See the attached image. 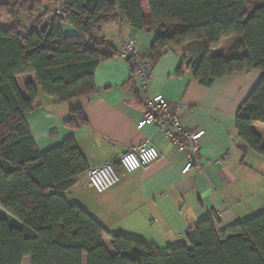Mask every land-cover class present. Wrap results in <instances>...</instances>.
<instances>
[{
    "label": "trees",
    "instance_id": "trees-1",
    "mask_svg": "<svg viewBox=\"0 0 264 264\" xmlns=\"http://www.w3.org/2000/svg\"><path fill=\"white\" fill-rule=\"evenodd\" d=\"M251 1L262 3L248 16ZM57 2L60 14L47 34L42 24L51 7L40 0H0V9L14 18L11 26H0V264H22L27 257L30 264H264V212L221 237L208 218L188 229L184 246L159 251L115 235L108 251L101 242L104 227L66 198L74 179L88 171L76 143L68 140L40 153L25 118L36 105L38 88L59 103L92 97L96 68L118 53L105 43L91 44L92 33L119 17L133 30L154 31L156 41L145 57L151 68L167 51L184 48L195 58L183 59L177 74L187 67L202 87L259 71V81L235 115V129L243 153L264 156V0H146L150 24L138 0ZM20 15L29 27L17 21ZM64 23L79 37L64 39ZM229 37L236 40L226 55L209 53ZM127 62L136 81L135 66ZM31 73L36 86L27 83L24 97L15 77ZM66 125H87L81 108L71 109Z\"/></svg>",
    "mask_w": 264,
    "mask_h": 264
},
{
    "label": "crops",
    "instance_id": "crops-1",
    "mask_svg": "<svg viewBox=\"0 0 264 264\" xmlns=\"http://www.w3.org/2000/svg\"><path fill=\"white\" fill-rule=\"evenodd\" d=\"M145 21L151 17L146 0H138ZM54 14L57 0H40ZM50 14V15H51ZM128 37L136 48L148 54L156 41L153 30H133L126 20L110 19L92 33L90 43H105L116 52ZM229 37L220 42L211 55L224 56L235 42ZM184 48L167 51L151 70V79L142 90L132 78L130 65L118 56L100 63L94 72L95 92L90 98L59 103L38 88V99L26 115V123L40 153L73 140L85 159L88 170L118 159L131 147L149 141L160 158L147 168L126 174L111 190L98 194L87 184V172L77 176L66 193L69 202L78 204L100 223L106 234L101 242L112 251L111 237L123 235L155 246L159 251L187 245L189 228L211 218L221 237L239 223L264 212V156L243 153L244 143L235 129V115L259 81V71H244L202 87L187 67L177 74ZM186 52H190L186 51ZM190 58H195L192 53ZM35 74L15 77L26 97L27 83L36 86ZM162 95L176 109L188 131L203 130L199 142L198 163L187 174L181 171L186 155L152 125L136 130L149 98ZM81 108L87 125L68 127L70 111ZM263 187V189H262ZM22 264H30L24 258Z\"/></svg>",
    "mask_w": 264,
    "mask_h": 264
},
{
    "label": "built area",
    "instance_id": "built-area-1",
    "mask_svg": "<svg viewBox=\"0 0 264 264\" xmlns=\"http://www.w3.org/2000/svg\"><path fill=\"white\" fill-rule=\"evenodd\" d=\"M54 14L58 16L60 13L56 11ZM117 56L134 64L137 84L142 90H146L151 79L152 68L145 58L146 54L138 52L135 38L128 37ZM147 125H152L161 131L174 144L175 150L186 155L181 175H187L198 163L199 142L205 132L186 130L176 109H173L162 95L149 98L145 114L136 124V130L140 131ZM159 158V152L149 141L142 142L125 151L118 159L89 169L87 184L94 192L105 193L119 184L120 171L132 174L154 164Z\"/></svg>",
    "mask_w": 264,
    "mask_h": 264
},
{
    "label": "rangeland",
    "instance_id": "rangeland-1",
    "mask_svg": "<svg viewBox=\"0 0 264 264\" xmlns=\"http://www.w3.org/2000/svg\"><path fill=\"white\" fill-rule=\"evenodd\" d=\"M8 3V2H7ZM262 2L260 1H251L249 6L246 8V12L247 15L249 16L254 9L259 6ZM5 4V3H4ZM14 18H12L11 16H9V11L6 9H0V26L3 27H8L11 26L13 24ZM17 21L22 22L25 26L29 27V23L30 21L28 20L27 17L20 15L19 18H17ZM179 51V50H178ZM187 50H182L181 53L184 55V59H185V63H187L188 61H190V52H186ZM262 176H264V168L261 172ZM262 185L264 186V179L261 181ZM263 189V187H262ZM3 213L0 211V215H2ZM112 252V251H111Z\"/></svg>",
    "mask_w": 264,
    "mask_h": 264
},
{
    "label": "water",
    "instance_id": "water-1",
    "mask_svg": "<svg viewBox=\"0 0 264 264\" xmlns=\"http://www.w3.org/2000/svg\"><path fill=\"white\" fill-rule=\"evenodd\" d=\"M54 16L56 15L55 14L50 15L48 20L42 24V28H48L47 34L49 33L51 29L52 23L54 21ZM60 30H61L62 37L64 39L79 37L78 31L74 27H72L70 24H67V23L62 24ZM54 43H57V40H55Z\"/></svg>",
    "mask_w": 264,
    "mask_h": 264
}]
</instances>
